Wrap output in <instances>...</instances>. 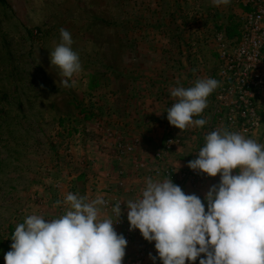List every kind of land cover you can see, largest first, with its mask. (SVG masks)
I'll return each mask as SVG.
<instances>
[{
  "label": "rangeland",
  "instance_id": "rangeland-1",
  "mask_svg": "<svg viewBox=\"0 0 264 264\" xmlns=\"http://www.w3.org/2000/svg\"><path fill=\"white\" fill-rule=\"evenodd\" d=\"M252 12L242 0L220 6L211 0H0V264L17 224L32 214L60 217L70 209L69 193L91 199L104 192L112 201L125 182L140 185L151 177L192 188L206 180L204 196L219 182V174L187 173L196 153L183 155L187 167L177 170L160 151L152 160L135 156L141 139L124 138L128 119H144V87L156 104L163 71L177 66L190 70L193 82H219L207 98L195 150L215 130L264 147V78L248 112L238 102L236 52L246 39L264 41V30L248 27ZM61 28L70 32L82 66L70 87L50 63ZM257 65L264 77V47ZM168 138L174 142L164 148L172 153L182 140Z\"/></svg>",
  "mask_w": 264,
  "mask_h": 264
},
{
  "label": "clouds",
  "instance_id": "clouds-1",
  "mask_svg": "<svg viewBox=\"0 0 264 264\" xmlns=\"http://www.w3.org/2000/svg\"><path fill=\"white\" fill-rule=\"evenodd\" d=\"M214 6L230 0H211ZM70 32L60 29V43L50 53L51 66L60 70V83L82 70L73 50ZM213 78H202L191 87L170 89L175 102L166 119L180 130L202 127L205 119H193L207 107L208 96L218 87ZM187 166L219 182L209 187L203 201L185 194L171 178L145 179L140 194L125 202L129 229L154 241L155 264H264V147L237 132L215 130ZM235 170V172H233ZM70 209L58 218L26 216L11 236L5 264H122L127 240L114 228L121 215V201L112 211L115 221L102 218L106 201L69 193ZM203 254V256H201Z\"/></svg>",
  "mask_w": 264,
  "mask_h": 264
},
{
  "label": "crops",
  "instance_id": "crops-1",
  "mask_svg": "<svg viewBox=\"0 0 264 264\" xmlns=\"http://www.w3.org/2000/svg\"><path fill=\"white\" fill-rule=\"evenodd\" d=\"M189 74L190 70L179 68L177 66L169 72L163 71L161 75H159L158 80L156 82L157 89H159L160 91L157 93L156 96V104L152 103L151 100H149L151 94H147L145 91L146 89L144 87V119L138 121L140 122L139 124L137 123V121H134L131 118L128 119L130 124H127L128 127L123 130L124 138L126 140L129 141L135 137H139L141 139L140 146H138L134 151L135 156L138 157L139 155L143 156L144 158H151L150 160H152V158L154 157V153L156 154V152L160 151L167 163L172 164L174 167L177 168V170H182L187 167L186 164L182 163V160L185 159V156L183 155H187L186 157L189 158L190 156H193V153L197 154V152L199 151V149H195L197 147V144H201L203 135L200 133V130L197 129L198 127L189 126L183 130H180L177 127L169 124L168 120L166 119L167 113L165 112L167 108L175 102L174 98L170 96L169 89L177 86H183L187 88L194 85L195 82L190 79ZM207 110H209V108L204 109L202 113L194 116L193 119H201V117L203 118L204 112H207ZM130 130H133V133ZM169 136H176L182 140V144L180 146H175L176 148L172 150V153L167 152L164 148L166 144V139ZM183 152H185L186 154H183ZM128 157L130 159L132 158V156ZM115 164L116 162H112V169H115ZM204 181L205 182H202L193 188L189 187L187 184H183L181 186V189L184 190L186 194L197 195L202 199V202L206 205V202L203 201L204 196L200 193L201 190L204 189L205 186L208 184L206 180ZM127 183L128 181L125 182L124 187L118 189V199L121 201L122 204V212L121 215L118 217L117 222L122 221L123 225L119 226L114 224V228L118 234L124 235L125 232H131L132 234V240L127 241L125 256L122 260V264H127L128 262L132 261L138 250H142L145 252V255H148L146 258V264H153V261L150 259L149 254H151L152 256H156V250L154 249V241L149 242L145 240L139 233L138 229H129V224L126 219L127 208L124 202L129 199H134L136 197L133 196L135 191L140 194L141 190L144 187V184L142 183L140 185L135 184L129 186V184ZM109 184L111 183L109 182ZM109 191H111V189H109ZM113 194H115V191L110 192L108 196H111ZM101 195L106 194H104L103 192V194ZM97 196H99V194H97ZM95 198L96 196L91 199ZM99 207L102 218H111L115 221V214L111 210L104 209L101 206ZM53 218L55 217L53 214H51L50 219ZM155 264H160L159 259L156 260ZM186 264H188L187 260Z\"/></svg>",
  "mask_w": 264,
  "mask_h": 264
},
{
  "label": "built area",
  "instance_id": "built-area-1",
  "mask_svg": "<svg viewBox=\"0 0 264 264\" xmlns=\"http://www.w3.org/2000/svg\"><path fill=\"white\" fill-rule=\"evenodd\" d=\"M245 4H250L252 6L253 12L250 17V21L248 22V27L251 29V32H258L260 30H264L263 28V17H264V5H261L262 0H242ZM264 47V41L262 39H246L244 44H241L238 48L235 55V63L236 67H240V71L238 74V102L241 105V110L243 114L248 112L247 108L249 106L248 99L253 96L255 91L259 89L263 85V76L262 74L255 72L258 67L257 62L260 60V50ZM229 122L231 124L235 123L233 117H229ZM257 122H252V125H256ZM172 138L166 139V144L168 147L173 144ZM188 174L196 177H200L201 173L189 169L187 171ZM105 205H102L105 208H108L112 211L113 207L120 200L115 198L112 201L105 199ZM122 205V204H121ZM113 212V211H112ZM116 225H123L122 221H118L115 223ZM127 241L132 240L131 232H125L123 235ZM145 252L140 251L136 254L135 258L128 262L127 264H145L144 263Z\"/></svg>",
  "mask_w": 264,
  "mask_h": 264
}]
</instances>
